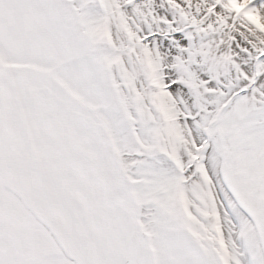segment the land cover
<instances>
[{
	"label": "snow or ice",
	"instance_id": "obj_1",
	"mask_svg": "<svg viewBox=\"0 0 264 264\" xmlns=\"http://www.w3.org/2000/svg\"><path fill=\"white\" fill-rule=\"evenodd\" d=\"M0 264H264V0H0Z\"/></svg>",
	"mask_w": 264,
	"mask_h": 264
}]
</instances>
